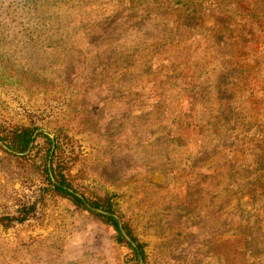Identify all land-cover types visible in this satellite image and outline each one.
<instances>
[{
    "label": "rangeland",
    "instance_id": "374dc122",
    "mask_svg": "<svg viewBox=\"0 0 264 264\" xmlns=\"http://www.w3.org/2000/svg\"><path fill=\"white\" fill-rule=\"evenodd\" d=\"M171 1L0 0V264H264V0Z\"/></svg>",
    "mask_w": 264,
    "mask_h": 264
},
{
    "label": "trees",
    "instance_id": "16d2710c",
    "mask_svg": "<svg viewBox=\"0 0 264 264\" xmlns=\"http://www.w3.org/2000/svg\"><path fill=\"white\" fill-rule=\"evenodd\" d=\"M207 2V0H173L170 2L171 3V8H178L177 11H180L181 9H186V8H194L197 4H205ZM166 9L167 6L163 5L161 7H159L158 12L154 11L155 13H159L161 12L163 9ZM206 10V9H205ZM195 17L197 18V20L201 17V15L203 14L201 11L202 10H197L195 9ZM157 15V14H155ZM231 19H233L231 17ZM221 23H223V26L226 27H230L233 26V24H229V26H225L224 22H219L218 26H221ZM34 132H32L31 130L24 129L22 131L19 132H14V134L12 136H1L0 135V140H2L3 142H5L8 147L14 151V152H18V153H22V154H26L28 156H23V158H29L32 153L34 152V148H36V146L31 147V144L35 142L34 140ZM48 140V143L50 145V148L48 150L46 159L48 161L49 164L46 165V175L48 176V180L51 184L52 187H54V190L59 193V195H62L66 198H71V200L76 204V205H83L84 202L81 201L79 198L75 197L73 194L69 193L67 189L71 188V185L68 183V181L66 180L65 176L63 175H56V167L54 165V161L56 158V151L58 149V146H56V140L51 139L49 136H45ZM50 165V166H49ZM233 174V177H235L237 179V175L239 174V171L235 172H231ZM51 175H53L55 177V179L57 180V184H54L51 178ZM91 204L96 207V208H100L103 209L104 211L111 213L112 215L115 213V211L113 210L112 206H109V208H105L103 205H100L99 203H94L91 202ZM94 216L101 218L105 221V223L111 225L114 227V229L117 231L118 235H117V242L120 244H126L128 246V248H130L132 250V252L134 253L135 259L137 261L138 258L140 257H144V251H143V246L141 244L138 243L136 237L133 235L132 231L130 228H128L127 226H125V230L127 231L128 235L132 238L134 243H137V247H133L130 243L126 242L121 230L119 228V222L117 221L116 218H114L113 216H104L98 213H94L91 212ZM25 219H19L20 223L25 222ZM230 223L227 221H224L221 225L223 227V229L227 228L228 225Z\"/></svg>",
    "mask_w": 264,
    "mask_h": 264
},
{
    "label": "water",
    "instance_id": "95a60500",
    "mask_svg": "<svg viewBox=\"0 0 264 264\" xmlns=\"http://www.w3.org/2000/svg\"><path fill=\"white\" fill-rule=\"evenodd\" d=\"M0 146H2L5 150H7L8 152H13L6 144H4L1 140H0ZM33 146V143L31 144V147ZM15 154H17V153H15ZM19 155V154H18ZM50 166V165H49ZM51 178H52V181H53V183L54 184H57V181L55 180V178L53 177V175H51ZM68 190V192L69 193H71V194H73L75 197H77V198H79L81 201H83L85 204H86V206H87V208L89 209V210H93V211H95V212H97L98 214H101V215H104V216H113L114 218H116L117 219V221L119 222V228H120V230H121V233H122V235H123V237L125 238V240L127 241V242H129L133 247H137L136 246V244L133 242V240H132V238L128 235V233H127V231L126 230H124L123 229V226H122V224L120 223V221H119V218L116 216V215H112L111 213H108V212H106V211H104V210H102V209H98V208H94V207H92L91 205H89L87 202H86V199H85V197L84 196H82V195H80V194H78V193H76L74 190H71V189H67ZM140 264H145V262H144V260L141 258L140 259Z\"/></svg>",
    "mask_w": 264,
    "mask_h": 264
}]
</instances>
